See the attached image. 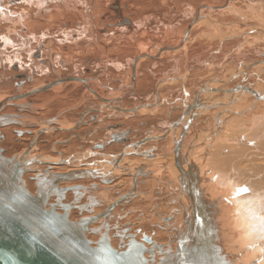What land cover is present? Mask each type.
<instances>
[{
  "label": "rangeland",
  "instance_id": "obj_1",
  "mask_svg": "<svg viewBox=\"0 0 264 264\" xmlns=\"http://www.w3.org/2000/svg\"><path fill=\"white\" fill-rule=\"evenodd\" d=\"M51 1L49 2L47 1L48 3L45 5L47 7L46 10H44V8L39 9V7L35 8L34 6L37 5L32 6L31 5L32 3H30L31 0H14V1L2 0L1 2L3 5V8L1 10H6L4 8L6 7L8 8L9 12L15 14L17 13L16 17L14 16L13 18L14 22H12V24H14L13 32L11 33V35H9L10 37H6L4 35L1 44V46L4 45L2 47L4 51L3 50L2 51L8 54L11 58L13 59L17 58V60H19L20 57L23 58L22 55L24 53L27 54H29V52L32 53L33 49H35L38 44H40L48 36H51L50 38H48L47 43L43 44V46L46 47V51H44L45 54H47V56L52 60V65H53L52 72H48L47 73L48 75H44L43 78H40L42 75L34 77L33 82H31V84H26V85L18 84L14 87H11L8 89V92L12 91L16 93L18 88H21L23 91H29L34 89L38 85L39 86L47 85L46 80L55 81L58 79V77L65 79L62 77L60 68L57 67L59 63L55 60L54 54L55 56L58 57V59L60 57L59 54L62 57L64 55L65 57L61 58L59 62L61 65L68 64L70 58L67 56L70 55L69 54L67 55V53H64L62 55L61 53L63 52L61 51H63V49L67 51L69 49V44L75 47L77 46L75 50L79 51V53L73 54L74 57H72L68 69L62 70L64 75H78L76 77L99 76L100 78L104 79L103 81H106V83L111 84L112 85L111 87L115 89L116 87L119 88V86H122L124 84L125 87L126 86L128 87L123 88L122 90H120V92L117 93L115 92L116 94H114V98H112V96L111 97L109 96L107 98L104 95H102L103 97H100L99 94H97L99 93L97 91V93L94 92V94L95 96L98 95V98L90 97L89 96L90 94L86 93L84 94L85 98L82 99L83 101L81 100L79 101V99L81 98L80 95H82L81 93L76 95V98L72 99L71 101H67L66 103H64V101L62 102V100L69 97L75 91V90L71 91V89L75 88L76 86H71L69 83L76 82L75 84H77L81 82V81H75V82L65 81L62 84L64 85L65 89L62 90L60 93H56V91L53 89H46L47 91L46 90L40 91L38 93L31 95L29 99H27V101H29V106L24 107L25 109L24 108L19 109V111L18 112L16 111L15 114L29 117V119L33 118L35 120H40V121L50 119L51 121L50 125L63 126L64 124L73 125L74 123H78V121L83 116L82 114L87 112L84 118L85 119L84 122L80 124L81 126L76 128L78 129L79 132L78 135L77 134L74 135L71 129L68 130L72 132L71 134H68V131L61 132L58 130H53V131L48 130V132L47 131L43 132L40 135L39 139H37L38 142L36 141L38 147H35L36 148L35 153L37 152L40 156L46 155V156L56 157L59 152L65 156H69L71 154H75L80 151H87L88 149H91L96 143H100V142L106 143L109 139V133L110 131H112V130L108 131L107 129L108 125L120 126L119 129L121 130L131 129L132 133H130L129 136L127 135L128 138L130 139L129 142H135L148 135L161 133L166 129L170 128L182 115V110L178 109L179 110L178 113L177 112L174 113V115L167 117V119L165 117L166 116L165 114L163 116L161 115L160 117H157L158 112L161 110V108L162 109L165 107L170 108L173 106L175 109L179 108L178 106H181L183 102L182 97L195 95V93L201 90L202 85L206 83L207 84L210 83L212 85H215L216 87L222 85L223 87L228 88L243 82L245 85H249L253 88L264 91V37L258 36L264 34V27H260L262 26L260 25L262 23H259V21L254 18L255 16L254 10H256L257 8L259 9L258 13H260L261 16H264V4H262V6L256 4V3H264V0H175L174 2H172V7H171L172 10L170 11V13H172L171 16H167V17L162 16L160 18L157 17L152 20L150 19L149 23H146L145 21L151 18L150 16H148V18H145L146 19L145 21L139 22L136 25L130 26L128 23H123L112 29L108 28L104 32H99L96 29H98V24H100L99 21H102L101 25L103 26L106 23V20L105 21L102 20L101 12H104L109 9L107 3H109L110 0L108 1L107 0H98V1L97 0H65V2L63 1L64 3L62 2L63 5H57V3H51ZM88 1H91V3L94 2L93 4L94 9L93 7H89L87 5ZM27 2H29V4H27ZM110 2L112 3V0ZM21 4L22 5L25 4L24 7H21ZM69 4L72 6H69ZM144 4L146 5L147 3ZM18 6H20L19 7L20 9L17 10V8L15 7ZM58 6H63V8H59ZM98 6L100 9L97 8ZM167 6L168 5H163V7L166 8ZM226 6L230 8V11L227 10L228 8ZM70 8L71 9L77 8L78 11L76 13H73L70 10ZM142 9L146 10L144 7ZM91 10L95 11V17H96L93 23L90 22L92 21L91 15L88 13ZM200 11L201 14H199ZM98 12L99 15L97 14ZM239 13H243L247 15V18H245L246 21L249 20H251L250 22L257 21L258 23H255V25L257 26L253 25L254 27L253 26L251 27L247 23H245L246 26L245 28L241 26L244 24V22L240 20L241 19L240 17H238ZM43 14L45 15L46 19L44 18L41 23L39 22L40 21L39 18L40 19L43 18L42 16ZM24 16L25 18H23ZM77 17L79 19V22H81L80 24L77 23L75 25V27L78 26V24L79 27L81 26L80 31L77 30L78 33L77 38L74 40H68L67 37L66 38L60 37L61 39H58L56 41L55 37H59L60 35L65 36L67 33L69 34V32L66 31L67 28H65L63 25H67L68 20H70L71 22L72 21L75 22ZM20 20L29 23L28 25L30 27L28 25L27 26L30 28V31L33 30L32 32H30V34H28L29 33L28 27H27V31L23 32L24 34L22 36L15 34L16 30L24 29L23 27L24 25L21 23ZM35 20H38L37 22L39 25H36L34 23ZM207 20L208 22H205ZM235 20L237 21L231 23ZM87 21H89L90 23L88 24ZM223 28H225V31L223 30ZM94 29L97 31L95 32L96 36L98 35L99 38L92 35L93 32L95 31ZM122 31H124V34H121ZM250 32L251 33L254 32L252 33L253 36L256 35L255 34L256 32L257 33L256 36L259 37L257 38V40L252 38V43H250V41L246 42V38L250 34ZM186 34H188L187 38H186ZM122 35L124 36L121 37ZM90 36L93 37L90 38ZM21 37H26V39L23 40V38ZM254 40H256L257 42L256 41L254 42ZM32 43L34 44L32 45ZM29 45H30V49H29ZM59 47H61V51ZM122 47L127 48V51L123 52V54H119L120 55L119 57H116L117 52L120 51V53H122L120 50V48ZM145 52H148L153 56L159 55V53L162 52L161 54L162 56L160 55L159 57L155 56L148 58V56L144 57L145 54H147ZM135 55L136 56L139 55V56H137L136 58L137 63L135 64L136 65L135 76L136 75L137 76L136 79L133 80L132 74H133L134 66L132 65L134 63ZM27 58H29V56H27ZM138 58H143V59L140 60ZM145 59L146 62H144ZM14 65H18V64L15 63ZM19 67L20 65L15 66L14 68H19ZM4 69H6V67H4ZM9 72H11L10 69ZM183 78H185V82ZM136 80L137 83L135 82ZM0 81L2 82V77L0 78ZM87 81L90 84L91 80L87 79ZM40 83L42 84L40 85ZM106 90H108V93L112 92L109 88H107ZM240 91L243 92V90ZM8 92L7 94H9ZM241 94H239L241 95V98L243 97L245 98V100L243 99L239 101L240 103H242L241 106L237 108L235 107L230 108V106H226V105H225L226 107L223 106L222 116H221L222 118L219 117L217 118V112H215L217 111L219 106L209 107V110L207 109L204 110L205 113L195 115L192 118V121L189 123V125L188 123L186 124L187 129L185 131L186 134L184 135L185 146L187 148H190L192 144H195L194 145V147L196 146L195 148L197 147L200 148L206 145L207 135L206 136L204 135L208 134L210 131H213L215 129L216 131H219V134L223 133L222 135L224 136V131L227 128V124L229 127L234 128V130L238 128L240 129V127L241 129H243V130H239V129L236 130L235 132L237 134L239 132V134L238 135L235 134L234 135L235 137L242 134L243 131L246 129V127L251 123V120L249 119H253L252 117H257V116L259 117L263 113L264 107H261V104L253 103L254 101L252 98L254 97L252 96V94L249 96V98H246V95L244 93ZM160 95H161L160 97L161 100L166 99L167 101H171V102L170 103L165 102V104L160 105L158 108L147 107L144 111L141 110L130 114L121 113V112H114L112 114L111 113L112 111H110L109 108L107 109V107L101 105L104 103L102 102L105 101L104 99L111 98L112 100L114 99L113 101H111L113 102L111 103L113 105H121L127 108H132L143 103L156 101ZM221 96L225 98L224 99L225 101H228L227 99L228 95L226 93L221 94ZM101 106L103 107L101 108ZM96 107H100L103 110H99L96 112L95 110H93V108ZM88 108H90L89 111L88 110L86 111V109ZM175 109H173V111H175ZM235 110L237 112H234ZM9 111L13 112L14 108H9L7 112ZM90 111L91 112L94 111V112L88 116V113ZM254 113H257L258 115L257 114L252 115ZM69 115H71L70 118L68 117ZM93 116L97 117L98 119L97 118L95 119L101 120V122L96 123L95 119L92 120ZM234 116L237 117L236 119L240 118L239 119L240 123L243 121L244 124L241 123V126H239V120H236ZM230 120L234 122V124ZM92 121L96 123L97 127L96 125L95 127L94 125H90ZM41 126L42 125L40 124L34 126L32 123H28L25 126L27 131L26 132L20 131L23 134L20 133L19 138H17L16 134H12L9 131H6L7 139L4 143V146L6 147V150L9 151V156L12 158L14 157L16 158V155L24 151L27 145L30 146L36 131H38L41 128ZM179 126L180 129L181 127L184 129V127L181 126V123H179ZM50 129L52 130V128ZM222 129L223 131L221 132ZM1 130L2 132L5 131L3 129ZM66 134L67 136L62 139V137L65 136ZM17 139H19V141H17ZM165 140L166 139L164 137L161 138V140L159 141L149 142L145 145V149L147 150L154 149L156 152H158L156 149L158 150L160 149L157 148V142H159V144H162L165 142ZM192 140L195 143H193ZM202 142H204V145H202L203 144ZM229 142L231 144L237 143L236 141L235 142L229 141ZM118 143L125 145L128 142L125 143L118 141ZM121 147L119 146L115 147L116 150L114 154L112 153L114 151L110 150L111 148L107 149L108 151L107 150L106 151L110 152V154L112 153V155H117L118 152H120L119 150H121ZM140 153H142L141 151H139V155H142ZM174 153H175V149H174ZM136 154L137 153H135V155ZM129 159L132 160V158ZM133 163L134 166L138 165V163L136 165V161ZM125 164H127V161L124 162V165ZM65 167H63L62 169L60 168V166H58L56 168L57 169L56 171L59 170L63 171L67 169V167L66 168ZM163 174L167 175L166 177L165 176L164 177L168 179L167 177L169 172L166 170L165 173ZM30 175H34V174L32 173ZM30 175H28V179ZM81 180L82 179L72 182L67 181V183H70L71 185L77 184L78 181L79 183L84 181L83 183L88 185L91 184L92 181L97 182L98 184L104 183L101 181V179L94 180L92 178H88L87 180L86 179H83L82 181ZM118 180L119 178L116 177L113 180L114 181L113 186L110 188L111 190L106 196V199H104L105 201L108 200V198L110 199L117 195H121L122 194L121 192L125 190L126 188V186H124L125 183L118 182ZM28 181H30L29 185L31 186V189L34 190L35 180L29 179ZM86 181L87 182L90 181V182L87 183ZM143 181L144 180L142 179V182ZM157 186L155 188H150V187L145 188L143 189L144 191L141 190V192L146 193L151 191L152 194L154 192L155 194L154 204H156L157 202L158 204L157 208L159 210L156 209V212L155 209L152 210L151 215H154L155 216L154 218L157 219L155 220L153 218L152 222L159 221L160 224H164L165 220H167L168 218H163L162 214H166L164 216L168 215L169 218H171L172 216L173 217L176 216L175 211L172 209L176 201L175 202L172 201V198L170 197L172 193L171 192L168 193L164 186L163 187L161 185H159L158 187ZM176 187L177 184H174L173 182L170 189L172 191H177ZM98 188L100 190V187ZM113 193L115 195H113ZM96 194H99V192H96L95 194L90 192V194H87L85 195V197H83L81 203L86 201V197ZM73 197H74L73 192L69 191L66 195V198L63 199V202L65 203L69 202L73 199ZM136 197H138L137 198L138 200L131 202V204H134L136 202L135 206L137 208H135V210L137 211L133 210L132 211L133 213L131 212V214L133 215L130 214L131 217L130 221L131 223H133L132 225H134V227L133 226L131 227L132 229H130V231L134 234L135 237H137V235L139 236V233L141 234L142 232H143L142 234L147 233L148 235L152 234L151 236H155L154 232L156 229L157 231L159 230L158 238L162 241L163 240L166 241L167 237L169 236L168 232L162 227L158 228L157 225L155 226L151 222L149 223L146 220V217L142 213L143 211L141 207L144 204H147L148 200L146 201L145 199H143L144 202L142 203L143 200L140 199L139 196ZM168 197L170 200L168 199ZM151 198L149 199V201L152 200ZM104 200L100 199L101 202L103 201L102 204L96 206L98 209L95 207L96 210L94 209L92 213L83 211L82 214H80L81 212L80 209L77 208L72 209L69 213L70 219L76 220L79 219L81 216L94 215L95 211H98L99 209L100 210L104 209L105 207ZM173 200H177V196ZM52 201H54V197ZM164 203L166 204V208H164V210H160V206L165 205ZM125 206H127L126 203L124 202L121 203L120 205L121 209L119 208V211L120 210L124 211L123 209H125ZM160 215L162 216L160 217ZM141 217H143L144 219ZM116 220L117 223H119L120 221L119 227L117 228L118 231L115 233V235H117L118 237L119 230L120 231L124 230V227L127 225L126 224L127 221L125 219H122L121 221L117 217L115 218V221ZM163 230H165L166 233ZM90 231L92 230L90 229ZM92 233L93 232H89L88 234H92ZM115 235L112 236L113 238L111 237L112 238L111 240H113L112 242L114 244L118 242L117 240L118 238L114 237ZM172 236L173 235L170 233V239H172ZM89 237L92 238L93 236L89 235ZM122 241L119 240L120 245L117 248H120V246H122L121 248H123V244L121 243H124V240Z\"/></svg>",
  "mask_w": 264,
  "mask_h": 264
},
{
  "label": "bare ground",
  "instance_id": "obj_2",
  "mask_svg": "<svg viewBox=\"0 0 264 264\" xmlns=\"http://www.w3.org/2000/svg\"><path fill=\"white\" fill-rule=\"evenodd\" d=\"M34 1L31 0L30 2L32 3L31 4L32 6L37 5L39 3V2H34ZM110 1L109 3H107L108 6L109 4L111 5ZM168 1L170 0H164V3L167 4ZM93 4L94 2L91 3V1H88L87 5L89 7H93L94 6ZM1 5H0V44H2V41H3L2 39L4 35L6 37H10L9 35H11V33L13 32L14 24H12V22H14L13 20L14 16L16 17L17 15V13L15 14V13L9 12L8 8L6 7H4L6 10H1L3 8V5L2 6ZM119 5L118 3H115V4H112L111 7H114L116 8V10L119 11L120 6H121ZM171 5L172 4H170V6ZM69 6H72V5L69 4ZM229 7H227L228 11H230ZM43 8L44 10L47 9V7L44 6V4H43ZM88 13L91 15L92 21L90 22L93 23L94 20L96 19L95 11L91 10ZM97 14L99 15V12ZM199 14H201V11ZM42 16L43 18L41 19L39 18L40 20L39 22L41 23L43 19L45 18L44 14ZM23 18H25V16ZM208 20L205 22H208ZM20 21L24 25L23 26L24 29L16 30L15 34L22 36L24 34L23 32L27 31V27L29 26L28 25L29 23L26 21L24 22L22 20ZM37 21L38 20H35L34 23L36 25H39ZM87 22L88 24L90 23L89 21ZM29 27H28L29 33L27 32L28 34H30V32L33 31V30L30 31ZM187 37H188V34H186V38ZM21 38H23V40L26 39V37H21ZM145 53L147 54H145L144 57L151 56L150 53L148 52H145ZM161 54L159 53V55ZM138 59L141 60L143 58H138ZM15 66H18V65H14V67ZM4 70L5 72L3 70L0 72L1 77H3L9 71V68L6 67V69ZM135 72H136V65H134L133 67V74H132V76L134 75L133 80H135L137 76V75L135 76ZM70 78L71 77L62 79L61 77H58V79L55 80V82L52 84H47L44 86L38 85L34 89L29 90V91H23L21 88H18L16 93L12 91L8 92V89L11 88L10 85L7 87L3 86L0 81V146L3 149H5L4 153L7 156H9V151H7L6 147L4 146V143L7 139L6 131H9L12 134H15L16 130L26 132L27 130L25 126L28 123H32L33 125L37 123L43 126V127L41 126V128L38 131H36L35 136L31 141L30 146L27 145L24 151H22L20 154H17L16 158L15 157L13 158L14 159L13 162L7 164L8 166H11V169H12L14 166H16L15 160L20 159L19 161L20 168H21V171H23L22 180L25 182V185L28 189H30L32 192H35V190L37 189L36 182L34 181L35 189L32 190L31 186L29 185L30 181L28 180L31 179L32 176H35L36 174H40V172H42L44 169L46 168L48 169L49 165H51L49 166L51 167V170L49 171L60 172L62 170L56 171L57 170L56 168L58 166H60V168L62 169L63 167L66 166L67 169L63 171L81 170V169L91 168L89 163L94 162L92 167H96V171H98L100 175L102 174L101 177H104L106 179V182H104L103 184L99 183L98 185L99 187H101L100 190L102 191H100L98 187L95 189L89 188L90 190L86 188L92 193L99 192V194H96L97 197H95V199H93V201L91 202V205L93 204L92 206H94V204L98 205L97 201L100 202V199L106 198V196L111 190L110 188L113 186V183H114L113 180L115 179V177L119 178L118 182L125 183L124 186H126V188L124 187L125 190L121 192L122 193L121 195H124V194H128V195L126 196L127 198L123 199L119 204H117L111 212L106 213V214L103 213L106 210V207H108V205L111 204L113 201L117 200L121 195H117L110 199L108 198L109 201H107L108 203L106 202L108 205L105 204L104 209L102 210L99 209L98 211H95V214L93 213L94 215L100 214V216H98V219H96L94 222L88 223V226H87L88 231L86 234L88 238H90L89 235L93 236L92 238H90L91 240H93V245H96V242L100 238H102L103 240H110L111 244L115 248H117L120 245L119 240L121 241L124 240V243H121L123 244V248H121L122 246L118 248L122 250V249H126V246L128 245L132 237H134L135 240L142 241L143 232L141 234L139 233V236L137 235V237H135L134 234L130 231V229H132L131 227L132 226L134 227V225H132L133 223H131L130 221V218H131L130 214L133 210H135V208H137L135 206L136 202L134 204H131V202L138 200L137 199L138 197L136 196H139V198L142 200L143 199H145L146 201L148 200L147 204H144L141 207L143 211L142 213L146 217V220L149 223L151 222L155 226L157 225L158 228L162 227L168 232V235H169L167 237V240L165 239L166 241L164 240L162 241L158 238L159 230L157 231L155 229V232H154L155 236H152V238L156 242L159 241L157 242V247L154 252V259H155L156 264H221L222 262H224L225 264H241V263L254 264V262H257L256 264H264V111L262 110L263 113L259 117L257 116V117H252L253 119H249L251 120V123L246 127L243 133L240 134L239 136H236V137L234 136L235 134H237L235 131L238 130L239 128L234 130V128L229 127L227 124V128L225 127L226 129L224 131V136L222 135L223 133L219 134V131H216V129L213 131H210L208 134H205L204 136L207 135L206 136L207 141L205 140L206 145H204V142H202L203 143L202 145L204 146L200 148L199 147L195 148L196 147V146L194 147L195 144H192L190 148H187L184 143L185 141L184 135L186 134L185 131L187 129L186 124L188 123L189 125V123L192 121V118L195 115L205 113L204 110L206 109L209 110V107L219 106L217 111H215V109L214 111L217 112V118L218 117L222 118L221 116H222L223 106L225 105L230 106V108H234V107L237 108L241 106L242 103H240L239 101L243 99L245 100L244 97L241 98V95H242L241 93H244L246 95V98H249V96L252 94V96L254 97L252 98L254 102L253 101L252 102L254 104L256 103L261 104V107H264V91L253 88L249 85H245L243 82L238 83L228 88H225L222 85L219 87H216L215 85L206 83L202 85L201 90L197 92L198 94L195 93V95H192V96L182 97L183 102L181 106H178L179 108L175 109L174 106L170 108L169 107H165L163 109L161 108V110L158 112L157 117H160L161 115L163 116L165 114L166 115L165 117L167 119V117L174 115V113L176 112L178 113L179 112L178 109L182 110V115H181V120L177 124H174L172 125V127H170L171 129H170V132L165 137L166 139L165 142L162 144H159V142H157V148H159L160 150L156 149L158 152H156L155 150L153 152H149V155H151L152 153H156L157 154L156 157H153V156L147 157L145 155H139V151L142 152V150H145V145L147 143L152 142V141H159L161 140V138L157 140L149 141L138 147L132 146L134 142H128V143L125 142L126 143L125 145L119 144L118 141L112 142L110 144H107L104 142L105 144L104 149H99V148L92 149V150L88 149L87 151H80L75 154H71L69 156H65L61 153H58L56 157L40 156L37 152L35 153L36 151L35 147H38L37 139H39L40 135L43 132H46V131L48 132V130L50 131L58 130V131L64 132V131H68L71 129L74 135L76 134L78 135L79 132H78V129L76 128L81 126L80 124L84 122L85 120L84 118L87 112L82 114L83 116L78 121V123H74V124L72 123L73 125L64 124L63 126L50 125V122H51L50 119L40 121V120H35L33 118L29 119V117L17 115L15 113L16 111L18 112L19 109H23L24 107L29 106V101H27V99H29L31 95L38 93L40 91H45L46 89H53L56 91V93H60L63 89V85H62L63 82L65 81L75 82L80 79L79 77H75L71 79ZM183 79L185 82V78ZM85 82L86 84H89L87 80ZM41 84L42 83H40V85ZM240 90H243V92ZM7 92L9 94H7ZM95 92L97 93V91ZM223 93H226L228 95V98H227L228 101H225L224 100L225 98L221 96V94ZM97 94L101 95L100 92ZM100 97H103V96L101 95ZM160 97L161 95L156 101H153V102L150 101L147 103L140 104V105H145V106L143 107L141 106L139 109L135 111L132 109H135L137 106L132 107V108H127L121 105L111 104V101H113L114 99L107 101V99L103 98L106 101L101 105L105 107L109 106V109L110 111H112L111 112L112 114L114 112L130 114V113H135L141 110L144 111L147 107H157L158 108L160 105L165 104V102L166 103L171 102V101H167L166 99L165 100L163 99L164 100L163 101L161 100ZM103 106H101V108ZM9 108H14V111L7 112ZM101 108L96 107V108H93V110L95 111L103 110ZM173 109H175V111H173ZM234 112H237V111L235 110ZM256 114L257 113H254L252 115H256ZM95 118L97 117L93 116L92 120H94ZM236 118L237 117H235V119ZM239 119H236V120H239ZM95 122L99 123L101 122V120L95 119ZM95 122L92 121L90 125H94L95 127L96 125ZM179 123H181V126H183L184 129L182 127L180 129ZM232 123L234 124V122ZM241 123H243V121ZM241 123L239 120V126H241ZM50 128H52V130ZM1 129L5 131L2 132ZM239 130H243V129H241L240 127ZM222 131L223 129L221 130V132ZM19 133H22V132H19ZM163 134H164V131L161 133H156V135L158 136L162 135V137L164 136ZM66 136L67 134L63 136L62 139L65 138ZM229 141H232V142L236 141L237 143L231 144ZM118 146L119 147L122 146L118 154H120L124 150L126 152L121 158V160H119L120 162H119L118 168H116L113 172L109 174L111 166L109 167L107 165L108 160L110 159L111 162H115V160L118 159L117 158L118 154L112 155V153L113 154L115 153V150H116L115 147H118ZM29 147H30V150H29ZM107 149H110L114 152L110 154V152H107L108 151ZM174 149H175L176 154L174 153ZM135 153L137 154L135 155ZM129 158H132V160H130ZM32 159L33 160L42 159L46 162L45 163H40V162L34 163V161L32 162ZM61 159L65 161V163L63 164L51 163V161L61 160ZM69 159H70V163H67L69 162ZM125 161H127V164L124 165ZM135 161H136V165L137 163L138 165L136 166V169L133 170V168L135 167L133 162ZM29 163L30 164L34 163L36 165L35 169H37L38 171L36 172L30 171ZM125 168H130L131 170V171L129 170L130 174H123V171ZM137 170L141 171L142 173H137ZM164 170L165 171L167 170L169 172L168 177H167L168 179L165 178L167 175L163 174L165 173ZM32 173L34 175H30ZM131 173L135 174L136 176L133 177ZM28 175H30L29 179H28ZM99 179L100 177H98L97 179L95 178L94 180H99ZM142 179L144 180L143 182H142ZM90 181L88 182L86 181V182L89 183ZM83 182L84 181L80 182V184H84ZM173 182L174 184H177V187H176L177 191H172L170 189ZM77 183L79 184V181ZM67 185H71V184L67 183V181L66 182L63 181L60 183L59 186H56L54 189L51 188L49 190L50 196L53 195V197L55 198L57 196L56 192H59V193L61 192V190H59L58 188L67 186ZM84 185L90 186L91 184L89 185L84 184ZM157 185L158 186L161 185L162 187L164 186L168 193L170 192L172 193L171 196L170 195L168 196L172 198V201L174 202L176 201L173 208L171 207L175 211L176 216L173 217L171 215L172 217L169 218L168 215L164 216L166 214H162L163 218H168L167 220H165L164 224H160L159 221L152 222L153 218L155 217L154 215H151L152 210L155 209V212H156V209H158L157 202L156 204H154V200H155L154 192L153 194L151 193V191L146 192V193L141 192V190L144 191L143 189L145 188H148V187L155 188ZM87 190L81 188L79 191L80 193H84V191L86 192ZM113 195L115 194L113 193ZM176 196H177V200H173L176 198ZM150 198L152 200L149 201ZM51 201L52 200L50 199V202ZM123 202L126 203L127 206H125V209H123L124 211L122 210L119 211L120 205ZM143 202L144 200L142 201V203ZM138 204H139V201H138ZM96 208L94 209L96 210ZM164 208H166V204L160 206V210H164ZM59 211L63 212L62 210H59ZM162 215H160V217ZM116 217L119 218L121 221L122 219H125L127 221L126 222L127 225L124 227V230L123 231L119 230L118 237L117 235H115V233L118 231L117 228L119 227L120 221L118 220L119 223H117V220L115 221ZM154 219L157 220L156 218ZM90 229L92 231H90ZM165 230L163 231L165 232ZM89 232H93V233L88 234ZM170 233L173 235L172 239H170ZM113 235H115L114 237L118 238L117 239L118 242L116 244H114L112 242L113 240H111L113 238L112 237ZM164 244H167V245H164ZM145 245L148 248L152 246V244H149L147 242H145ZM146 256L150 257V254L146 253Z\"/></svg>",
  "mask_w": 264,
  "mask_h": 264
},
{
  "label": "water",
  "instance_id": "obj_3",
  "mask_svg": "<svg viewBox=\"0 0 264 264\" xmlns=\"http://www.w3.org/2000/svg\"><path fill=\"white\" fill-rule=\"evenodd\" d=\"M141 106L145 105H138L132 110L135 111ZM180 120L181 117L174 124H177ZM34 126H37V124H34ZM170 129L164 131L163 137L156 134L148 135L134 142L132 146L138 147L149 141L164 138L170 132ZM130 133H132L131 129L125 130L121 136L113 135L112 139L106 143L129 142L130 139L127 135ZM97 148L104 149L105 144L96 143L91 150ZM4 151L5 149L0 146V264H156L154 252L157 242L152 236L144 233L142 241L135 240L132 237L126 249L122 250L115 248L110 240H103L102 238L96 242V245H93V240L88 238L86 234L88 231L87 226L88 223L98 219L100 214L81 216L76 220L70 219L69 213L74 208L80 209V214L83 211L92 213L96 206L102 204L103 201H100L101 203L97 201L98 205H91L97 195H90L86 197L85 202L81 203L83 197L90 194L89 188L99 187L97 182H92L90 186L77 183L59 187L58 189L61 192H56L57 196L54 201L50 202V199L53 200V195L50 196L49 190L59 186L63 181L72 182L100 177L102 182H106V179L101 177L102 174L100 175L96 171V167H92L94 162L89 163L91 166L89 169L61 172L49 171L51 170V167H49L51 165H49L48 169L46 168L40 172L41 175L32 176L31 179L36 181L37 187L35 192H32L22 180L23 171L20 168V159L15 160L16 166L12 170L11 166L7 164L13 162L14 159L7 156ZM153 151L154 149H145L140 154L147 157H156V153L149 155V152ZM125 152L124 150L118 154V159L115 162L108 160V164H106L109 167L111 166L109 174L118 168L119 160ZM33 161L34 163L46 162L42 159H32ZM34 163H29V170L36 172L38 170L35 169L36 165ZM51 163L63 164L65 161L61 159L51 161ZM67 163H70V159ZM134 169H136V166ZM129 170L130 168H125L123 174H130L131 170ZM137 173L142 172L137 170ZM132 175L133 177L136 176L135 174ZM81 188L89 190L80 193ZM69 191L73 192L74 197L71 201L65 203L63 199L66 198ZM127 195H121L109 205L107 204L109 200L105 201L106 198H103L105 204L108 205L103 213L111 212L117 204L127 198ZM145 242L152 244V246L148 248ZM146 253H149L150 257H147ZM256 263L254 262V264ZM221 264L225 263L222 262Z\"/></svg>",
  "mask_w": 264,
  "mask_h": 264
},
{
  "label": "flooded vegetation",
  "instance_id": "obj_4",
  "mask_svg": "<svg viewBox=\"0 0 264 264\" xmlns=\"http://www.w3.org/2000/svg\"><path fill=\"white\" fill-rule=\"evenodd\" d=\"M12 1H14V0H12ZM112 1H113V3H111V5L115 4V3H118V5L119 4L121 5V6L119 5L120 10L119 11L116 10V8L111 7V5L109 4V9L106 10L105 12H101L102 20L103 21L106 20V23L103 26V25H101L102 21H99L100 24H98V29H96L99 32H104L108 28L112 29V28L119 26L123 23H128L130 26L136 25L139 22L145 21L146 20L145 18H148V16H150L151 18L147 19L145 21L146 23H149L150 19L152 20V19H155L157 17L160 18L162 16H165V17L171 16L172 13H170V11L172 10V8H171L172 5L170 6V4H172V2H174L175 0H170L171 2L168 1L167 4L164 3V0H121L122 2L120 0H112ZM144 3H147V4L145 5ZM163 5H168V6L166 8V7H163ZM143 7L146 10H143L142 9ZM97 8H99V6ZM111 11H113V12H111ZM83 22H85V21H83ZM77 23H79V24L81 23V22H79L78 17L75 20V22H73V21L71 22L70 20H68L67 25H63V26L65 28H67L66 31L69 32V34L67 33L65 36L60 35L59 37H55L56 41L58 39H61L60 37H63V38L67 37L68 40L76 39L78 36L77 30L80 31V27H81V26L79 27V24H78V26L75 27V25ZM96 30H95V32H97ZM50 37L51 36H48L40 44H38L37 47L35 49H33L32 53L31 52H29V54L24 53L22 55L23 58L20 57L19 60H17V58L13 59L8 54L3 52L4 49L2 47L4 45L1 46V44H0V71L3 70L5 72L4 67H7V68L9 67L10 71L13 72V73H11L8 71L9 73H6L4 75V77H2L1 84L5 85V86L10 85V87H14L18 84H22V85L31 84V82H33L34 77L42 75L40 78H43L44 75H48L47 74L48 72H52V70H53L52 60L47 56V54H45L44 51H46V47L43 46V44L47 43L48 38H50ZM29 49H30V45H29ZM120 50L122 53H120V51L117 52L116 57H119L120 56L119 54H123V52H126L127 48L122 47V48H120ZM29 51H31V50H29ZM27 56H29V58H27ZM137 56L135 55L134 63L132 66H134L137 63L136 62ZM54 57H55V60L59 63V65L57 64L58 65L57 67L60 68L63 78H67V77L75 78L76 76H78V75H64L62 72L63 69H68V67L70 66L69 63H70L71 59H69L68 64L61 65L59 61L61 58H64L65 56L64 55H63V57L60 56L58 59V57L55 56V54H54ZM148 58H149V56H148ZM15 63L20 65V67L14 68ZM52 74H54V73H52ZM132 79H134V75L132 76ZM54 82L55 81H53V80L52 81L46 80L47 84H52ZM89 109L90 108L86 109V111ZM93 112H89L88 116L90 114H92ZM70 116L71 115H69L68 117L70 118ZM119 128H120V126L108 125V127H107L108 131L112 130L109 133V139L108 140L112 139L113 135L121 136V134L125 130H121ZM19 132H20L19 130H17L15 132L17 138H19V134H20ZM71 133H72L71 131H68V134H71ZM17 141H19V139H17ZM100 143H103V142H100Z\"/></svg>",
  "mask_w": 264,
  "mask_h": 264
},
{
  "label": "crops",
  "instance_id": "obj_5",
  "mask_svg": "<svg viewBox=\"0 0 264 264\" xmlns=\"http://www.w3.org/2000/svg\"><path fill=\"white\" fill-rule=\"evenodd\" d=\"M32 1H34V0H32ZM49 1H51V0H35L34 2H39L38 4H37V6H34L35 8H37V7H39V9H43V4H44V6L48 3ZM65 2V0H55V1H51V3H57V5H63V3ZM2 1H0V4H2L1 3ZM43 2V3H42ZM63 2V3H62ZM42 3V4H41ZM61 3V4H60ZM27 4H29V2H27ZM257 5H259V6H262V4H264V3H256ZM24 5L25 4H21V7H24ZM20 6H18V7H15V8H17V10L18 9H20L19 8ZM59 8H63V6H58ZM65 9H67V8H65ZM80 9V8H79ZM70 10L73 12V13H76L78 10H77V8H73V9H71L70 8ZM224 11H227V10H224ZM252 12V11H251ZM259 12V9L257 8L256 10H254V14H255V16H254V18L256 19V20H258L259 21V23H262V24H260V25H262V26H260V27H264V16H261L260 15V13H258ZM244 13V12H243ZM243 13H239L238 14V17H240L241 19L240 20H242L243 22H244V24L243 25H241V26H243L244 28L246 27L245 26V23H247V24H249V26H257V25H255V23H258L257 21L256 22H250L251 20H249V21H246L245 20V18H247V15H245V14H243ZM253 18V19H254ZM240 20H238V21H240ZM237 20H235V21H233V22H231V23H234V22H236ZM253 26V27H254ZM225 27V26H224ZM242 27V28H243ZM223 30H225V28H223ZM257 32V31H256ZM255 32V34L257 35V33ZM252 33H254V32H252ZM252 33L250 32V34L247 36V38H246V42L247 41H250V43H252V38H254V39H256L257 40V38H259L260 36L261 37H264V34L263 35H258V36H253L252 35ZM121 34H124V31H122V33ZM93 36H96V34H95V31L93 32V34H92ZM93 36H90V38H92ZM124 35H122L121 37H123ZM97 38H99V36L97 35L96 36ZM256 40H254V42L256 41ZM257 42V41H256ZM32 44H34V43H32ZM77 47V46H76ZM76 47L75 46H73V45H71V44H69V49L67 50V51H65L64 49H63V51H61V47H59V49H60V51L61 52H63V53H61L62 55L64 54V53H67V55L69 54L70 56H67V57H69L70 59H72V57H74V55L73 54H77V53H79V51H77V50H75L76 49ZM82 48H83V46H82ZM82 51H84V50H82ZM71 52V53H70ZM59 54V53H58ZM160 54H161V52H160ZM59 56H61L60 54H59ZM157 57V56H160V55H151V56H149V57ZM162 56V55H161ZM144 62H146V59H145V61ZM75 64H77V63H75ZM143 65V64H142ZM144 75H145V73H144ZM82 77V78H81ZM81 77H79L80 79L78 80V81H82V82H80V83H77V84H75V83H69L71 86H76L75 88H72L71 89V91H73V90H75L74 91V93L73 94H71L69 97H67L66 99H63L62 100V102L64 101V103H66L67 101H71L72 99H74V98H76V95H78V94H81L82 93V95H80L81 96V98L79 99V101L81 100L82 101V99L83 98H85V96H84V94H86V93H88V94H90L89 96L90 97H95V98H98V96H95V94H94V92L95 91H98V92H100V94L101 95H104V96H106L107 98L110 96H113V98H114V94H116L117 92H120V90H122L123 88H126V87H128V86H124V85H122V86H119V88L118 87H116V89L115 88H113V87H111L112 85L111 84H108V83H106V81H103L104 79H102V78H100L99 76H96V77H89V76H81ZM87 79H90L91 81H90V84H86V80ZM137 80H138V78H137ZM137 80H136V83H137ZM112 81V80H111ZM67 85V84H66ZM102 86V87H101ZM107 88H109L112 92L111 93H108V90H106ZM63 89H65L64 88V85H63ZM62 89V90H63ZM95 89V90H94ZM116 92V93H115ZM96 93V92H95ZM101 95H99V96H101ZM110 100H112V99H107V101H110ZM106 101V100H105ZM105 101H102V102H105ZM111 103H113V102H111ZM109 108V106H107V109ZM107 116V115H106Z\"/></svg>",
  "mask_w": 264,
  "mask_h": 264
}]
</instances>
